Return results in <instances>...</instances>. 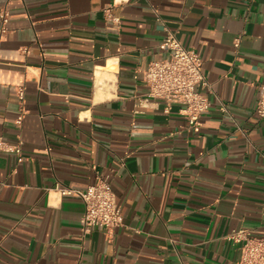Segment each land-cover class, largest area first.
<instances>
[{
  "label": "crops",
  "instance_id": "crops-1",
  "mask_svg": "<svg viewBox=\"0 0 264 264\" xmlns=\"http://www.w3.org/2000/svg\"><path fill=\"white\" fill-rule=\"evenodd\" d=\"M6 5L0 139L21 153L0 150V264H235L229 234L264 236V0ZM166 28L204 62L212 105L197 129L146 96ZM98 175L124 216L111 239L84 234V202L56 189Z\"/></svg>",
  "mask_w": 264,
  "mask_h": 264
},
{
  "label": "built area",
  "instance_id": "built-area-1",
  "mask_svg": "<svg viewBox=\"0 0 264 264\" xmlns=\"http://www.w3.org/2000/svg\"><path fill=\"white\" fill-rule=\"evenodd\" d=\"M109 21L120 27L121 19L113 13L112 7L105 9ZM9 6L0 10V32L7 33L10 21ZM166 36L161 48L167 56L161 60L151 62L143 72V80L147 86V99L163 101L165 110L170 111L173 104L182 106L181 113L186 116L190 127L197 129L201 117L211 105L210 97L203 92L209 88V83L204 74V62L199 54L186 47L178 39L175 32L166 28ZM261 96L256 111L264 119V83L260 86ZM17 94L21 101L25 99V90L20 87ZM222 110L226 111L225 106ZM25 113L17 118V124L22 125ZM0 150L21 153V147L11 145L0 139ZM62 196L81 199L85 204V214L82 218L84 234H90L95 228L106 230L108 238H113L115 230L124 225V216L117 203L112 182L101 175L95 182L84 189L56 186ZM228 239L238 245L241 256L235 264H264V236H251L246 229L235 230L228 235Z\"/></svg>",
  "mask_w": 264,
  "mask_h": 264
},
{
  "label": "bare ground",
  "instance_id": "bare-ground-1",
  "mask_svg": "<svg viewBox=\"0 0 264 264\" xmlns=\"http://www.w3.org/2000/svg\"><path fill=\"white\" fill-rule=\"evenodd\" d=\"M99 76H100V77H99V78H100V83H102V81H103V77H102L101 74H100Z\"/></svg>",
  "mask_w": 264,
  "mask_h": 264
}]
</instances>
